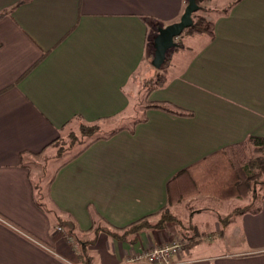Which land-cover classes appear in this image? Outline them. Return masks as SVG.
<instances>
[{"label":"crops","instance_id":"crops-1","mask_svg":"<svg viewBox=\"0 0 264 264\" xmlns=\"http://www.w3.org/2000/svg\"><path fill=\"white\" fill-rule=\"evenodd\" d=\"M184 5L0 0V264H81L68 223L58 219L89 240L98 225L121 234L166 206L179 223L122 239L98 231L86 246L87 264H147L133 258L178 233L177 264H264V189L253 198L191 195L171 205L168 193L169 181L192 164L249 135L264 137V0L235 3L215 19L213 39L204 38L178 71L169 62L165 84L145 92L147 101L191 116L145 103L138 118L60 161L45 188L26 162L73 121L111 120L134 107L157 28L178 20ZM209 199L242 204L210 218L190 205ZM253 200L254 209L235 212ZM182 202L193 211L187 222L176 213Z\"/></svg>","mask_w":264,"mask_h":264},{"label":"trees","instance_id":"trees-1","mask_svg":"<svg viewBox=\"0 0 264 264\" xmlns=\"http://www.w3.org/2000/svg\"><path fill=\"white\" fill-rule=\"evenodd\" d=\"M196 1L200 7L198 11L193 14V24L186 28L182 33H185V36L206 35L209 39H213L215 19L208 17L206 14H200V12L209 13L215 10L209 6L204 7L200 5L203 1L208 3L210 0ZM238 1L240 0H232L227 7L220 9L219 13L225 15ZM2 14L3 13H0V16ZM177 44L178 46L181 45L180 40L177 41ZM168 59L169 52L166 53L164 64H166ZM165 82L166 75L164 73L158 74L154 83L146 92L149 93L154 89L162 87ZM145 100L146 96L144 98V104L146 103L145 105L148 108H157L182 116L192 115L190 111L182 110L167 103H156ZM99 123L100 121L91 123L89 126H86L85 123H81L79 126L80 135L84 138L89 137L88 139L91 140L97 139L100 137V135H95L99 129ZM74 141L76 142V137L73 139V142ZM55 142H57V140ZM71 144L73 145V143ZM83 144L84 146L82 148H84L88 142L86 141ZM61 149L62 148H60V151L52 157H60L62 155ZM79 152L72 157L76 156ZM261 174H264V137L249 135L241 143L224 147L176 174L168 183L169 205L176 201H180L185 197L198 194L209 195L220 200L230 198L240 199L247 196L253 198L257 195L255 190L256 184L263 182L261 181V178H259ZM43 177L44 173L39 176V179H42ZM37 190L40 191L41 188L37 187ZM250 192L251 195H249ZM37 204L40 205L38 200ZM250 205L251 203L242 209L237 208L235 212L242 211L243 209H254L250 208ZM226 221H228V218H222V223H225ZM63 222L68 223L65 234L71 236L74 242L79 246V257L82 260L81 264H87L90 256L87 253L86 246L88 243L94 241L95 234H97L98 231H103L113 237L122 239L126 238L128 233H135L141 229H161L168 223H179V220L173 215L170 208L166 206L157 213L155 218L154 216L149 215L138 219L131 223L121 234L110 230L106 226L98 225L93 228L94 237L89 240H84L76 234L72 222L70 223L66 220L58 219V223ZM184 237L189 238L187 233H184Z\"/></svg>","mask_w":264,"mask_h":264},{"label":"rangeland","instance_id":"rangeland-1","mask_svg":"<svg viewBox=\"0 0 264 264\" xmlns=\"http://www.w3.org/2000/svg\"><path fill=\"white\" fill-rule=\"evenodd\" d=\"M232 0H213L211 5L218 6V8H213L215 11H211L209 13L206 12H200V14H206L208 17L216 19L221 15L219 13L220 9L227 7V5L231 2ZM186 0H185V5H186ZM184 5V6H185ZM201 6L207 7L209 4L207 2H202L200 4ZM197 12V11H196ZM196 36H202L200 37H195L194 39L191 36H185V33H182L178 36V38L175 39V42L180 40V43H182V46L179 47L178 45L176 47L170 48L169 52V59L167 60L166 64H163L159 69L154 68L150 64V60L153 57V50L147 55V59L143 62L141 68L139 69V72L137 74V87H138V100L136 105L134 107L130 108L129 111L126 112V114H123L121 117L111 119V120H104L99 123V129L95 133V135H103L108 133L110 130L120 126V125H126L129 124L131 121H133L135 118H138L141 115L140 109L141 106L144 104V98H145V92L152 86L154 83L156 76L158 74H165L166 73V65L169 64V62L172 63V66L176 67V71H178L181 67H183L188 59L195 53V51L203 46L205 44L204 38H207L208 41V36L206 35H196ZM82 122H79L77 120L73 121L68 128H66L62 134L61 137L53 144V146L50 149H47L43 153L39 154L38 156H30L27 158L26 162L30 164L31 167V173H32V178L35 180L37 175L43 174L44 177L42 178L43 182V187L45 188L50 177L52 176L56 166L60 161L65 159L66 157L72 155L74 152H76L84 142L89 140L87 138H84L80 135L79 133V126L81 125ZM86 124V123H85ZM86 126H89V124H86ZM76 137V142H73V139ZM73 143V145L71 144ZM61 149L62 155L60 157H57L59 159L55 160L52 159L51 157L55 155L57 152H59ZM261 181L256 184L255 190L256 192L264 189V174H261L260 177ZM201 196H209V195H202L198 194ZM251 195V192L249 193ZM212 200V201H211ZM242 204V202H239L237 200H232V201H220V200H215V199H209L206 200L205 202H202L198 204L197 202L193 201L190 203V205H193V208L202 210V216H207V218L211 215V213H217L220 211H230L232 207L235 205ZM188 205V204H187ZM187 205H184L183 202L180 203L175 209L177 215H179L180 219L184 222H187L189 219V215L193 214V211H190V208L187 207ZM254 200L251 202L250 208L255 207ZM174 209V210H175ZM208 214V215H207ZM204 217V218H205ZM203 218V217H201ZM209 222V221H208ZM69 237V236H68ZM72 240V238H70ZM173 239H178L181 240L180 234H175Z\"/></svg>","mask_w":264,"mask_h":264},{"label":"water","instance_id":"water-1","mask_svg":"<svg viewBox=\"0 0 264 264\" xmlns=\"http://www.w3.org/2000/svg\"><path fill=\"white\" fill-rule=\"evenodd\" d=\"M186 5L178 20L157 28L153 37V57L151 65L159 69L165 62L166 53L178 44L175 39L193 24V14L198 11L199 4L196 0H186Z\"/></svg>","mask_w":264,"mask_h":264},{"label":"built area","instance_id":"built-area-1","mask_svg":"<svg viewBox=\"0 0 264 264\" xmlns=\"http://www.w3.org/2000/svg\"><path fill=\"white\" fill-rule=\"evenodd\" d=\"M181 249L182 240L173 239L168 243L151 245L135 255L133 259L144 260L147 264H177L176 258Z\"/></svg>","mask_w":264,"mask_h":264}]
</instances>
